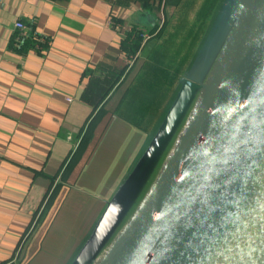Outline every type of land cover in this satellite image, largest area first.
I'll return each mask as SVG.
<instances>
[{"label":"crops","instance_id":"1","mask_svg":"<svg viewBox=\"0 0 264 264\" xmlns=\"http://www.w3.org/2000/svg\"><path fill=\"white\" fill-rule=\"evenodd\" d=\"M113 1H0V264L81 262L84 244L106 224L108 200L149 144L152 135L118 112L145 63L142 53L126 57L120 43L132 23L151 28L155 14L140 2ZM174 10L166 5L167 20ZM19 20L24 29L15 25ZM28 38L32 46L22 50ZM125 67L63 181L62 166L98 98ZM55 184L60 190L44 213Z\"/></svg>","mask_w":264,"mask_h":264},{"label":"water","instance_id":"2","mask_svg":"<svg viewBox=\"0 0 264 264\" xmlns=\"http://www.w3.org/2000/svg\"><path fill=\"white\" fill-rule=\"evenodd\" d=\"M242 1L229 10L223 0L148 146L108 200L106 224L99 229L98 222L74 264L106 260L120 240L104 264H264V0L166 170Z\"/></svg>","mask_w":264,"mask_h":264},{"label":"trees","instance_id":"3","mask_svg":"<svg viewBox=\"0 0 264 264\" xmlns=\"http://www.w3.org/2000/svg\"><path fill=\"white\" fill-rule=\"evenodd\" d=\"M120 6L140 2L145 10L154 12L151 28L132 23L120 43L121 52L129 59L139 53L145 57L142 72L127 89L118 112L120 115L152 135L161 123V118L171 105L177 91V83L190 66L201 48L223 0H114ZM174 5L175 10L167 20L165 7ZM162 11L165 21L159 27ZM120 22L119 19H115ZM28 38L22 50L32 46ZM126 72V67L115 76L110 88L105 89L95 105L87 125L81 130L77 147L62 166L60 178L66 181L88 146L95 126L105 113L104 103L108 93L117 87ZM61 185L55 184L44 198V210L52 205ZM39 218H36V221Z\"/></svg>","mask_w":264,"mask_h":264},{"label":"bare ground","instance_id":"4","mask_svg":"<svg viewBox=\"0 0 264 264\" xmlns=\"http://www.w3.org/2000/svg\"><path fill=\"white\" fill-rule=\"evenodd\" d=\"M261 2L262 0H243L242 2H240V12L235 27L229 37V40L222 52L219 61L217 62L212 72L208 83H206V85L204 86L201 98L196 106L193 117L191 118L182 136L180 137L176 150L171 155L170 160L166 164V170L169 169L174 163L181 148L185 144L186 140L188 139L192 130L197 124L200 116L205 110L208 100L211 98L213 92L215 91L221 78L223 77L228 64L230 63L235 51L237 50L241 40L243 39L247 27L249 26L252 18L254 17L256 11L259 9ZM120 241L112 247L110 252L107 254L106 260L117 252L120 245L122 244ZM106 260L100 261L97 264H104Z\"/></svg>","mask_w":264,"mask_h":264},{"label":"built area","instance_id":"5","mask_svg":"<svg viewBox=\"0 0 264 264\" xmlns=\"http://www.w3.org/2000/svg\"><path fill=\"white\" fill-rule=\"evenodd\" d=\"M161 15L163 16V14H161ZM164 21H165V17L163 16V20L161 21V25H159V27L163 25V22H164ZM15 25H16L18 28H21V29H24V28L26 27L25 23H24L23 21H21V20L17 21V22L15 23ZM68 100L71 101L72 98H71V97H68Z\"/></svg>","mask_w":264,"mask_h":264},{"label":"rangeland","instance_id":"6","mask_svg":"<svg viewBox=\"0 0 264 264\" xmlns=\"http://www.w3.org/2000/svg\"><path fill=\"white\" fill-rule=\"evenodd\" d=\"M234 4V0H229L228 2V7H229V10L231 9L232 5ZM163 20V16L161 15L160 19H159V25H161V21ZM156 130H157V127H156ZM179 133V132H178ZM177 133V135H178ZM150 142V141H149ZM172 148V146H171ZM155 178V177H154ZM154 178L151 180L150 184L153 182ZM150 186V185H149ZM149 186L146 188V190H148ZM140 201V200H139ZM139 201L136 203V205L139 203ZM135 205V207H136ZM134 207V208H135ZM127 221V220H126Z\"/></svg>","mask_w":264,"mask_h":264}]
</instances>
